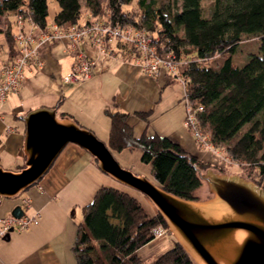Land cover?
Here are the masks:
<instances>
[{"label":"trees","instance_id":"16d2710c","mask_svg":"<svg viewBox=\"0 0 264 264\" xmlns=\"http://www.w3.org/2000/svg\"><path fill=\"white\" fill-rule=\"evenodd\" d=\"M56 2L52 22L59 26L80 23V0ZM82 2L88 15L107 13L113 23L143 27L156 37L158 51L183 59L182 98L202 107L195 118L212 155L223 153L264 187V0H209L207 4L202 0H179L174 8L169 4L154 7V0ZM25 7V14L44 26L46 0H0V24L5 22L0 30L8 48L13 45V14ZM250 40L258 42L257 52H250L241 65L233 63L230 54L240 43ZM115 46L128 45L117 40ZM127 49L133 51L130 46ZM103 112L109 118L105 143L109 150L138 147L141 161L150 163L154 182L167 191L186 198L203 197V182L194 165L226 171L228 164L219 166L210 158H200L167 136L145 130L134 136L126 121L127 112L115 107ZM134 113L145 116L141 111ZM80 211L70 245L74 264H194L175 240L154 259L142 262L137 249L154 237L153 228H163V234L166 226L155 210L147 212L136 197L124 190L100 185Z\"/></svg>","mask_w":264,"mask_h":264},{"label":"crops","instance_id":"0c3cea01","mask_svg":"<svg viewBox=\"0 0 264 264\" xmlns=\"http://www.w3.org/2000/svg\"><path fill=\"white\" fill-rule=\"evenodd\" d=\"M116 41L112 54L97 53L86 40L78 43L93 64L90 76L77 82L63 81L73 55L63 49L62 40L40 46V67L28 62L20 86L0 102L1 167L15 170L22 166L23 121L19 115L39 106L55 107L57 116L63 112L62 116L73 118L100 138L106 137V141L109 118L103 109L115 107L127 112L126 121L134 136L142 130L155 132L200 158L211 157L182 123L181 87L163 71H141L133 62L134 51L130 52L128 46H115ZM6 45L0 65L14 53ZM135 111L145 116L139 117ZM131 148L110 151H115L113 157L121 162L123 150L130 152ZM101 178L94 158L76 143L67 142L42 177L22 195L0 197V217L10 214L15 205H20L22 214L38 211L36 223L20 231L9 230L0 237V264H74L70 245L81 219L79 206L91 198L96 186L103 184ZM21 198H27L28 204L20 203Z\"/></svg>","mask_w":264,"mask_h":264},{"label":"water","instance_id":"95a60500","mask_svg":"<svg viewBox=\"0 0 264 264\" xmlns=\"http://www.w3.org/2000/svg\"><path fill=\"white\" fill-rule=\"evenodd\" d=\"M19 118L25 157L18 169L0 166V197H15L35 184L63 146L73 142L94 158L101 172L147 198L194 264H264V187L255 181L194 165L205 196L182 197L121 166L91 129L57 116L55 107H35ZM22 212L15 205L10 214L19 217Z\"/></svg>","mask_w":264,"mask_h":264},{"label":"built area","instance_id":"2783aa9c","mask_svg":"<svg viewBox=\"0 0 264 264\" xmlns=\"http://www.w3.org/2000/svg\"><path fill=\"white\" fill-rule=\"evenodd\" d=\"M26 12V7L13 14V23L16 32L11 33L15 51L0 65V102L4 100L9 91L17 90L24 74L23 68L28 62H34L40 67L38 61V47L50 41H63V49L73 55L70 69L63 76L64 82H77L88 78L91 74L93 60L78 46L81 40H86L93 45L99 54H112L113 41L118 40L130 46L134 51V62L143 72L156 74L163 71L169 79H178L182 83L183 91L185 79L182 75V62L176 60L173 54L161 52L156 48V37L143 27L132 23L119 24L111 22L106 13L85 18L84 23H69L59 26L56 23H45L41 26L31 19ZM186 104L184 126L187 127L195 140L211 148L207 137L199 131L195 114L201 110L200 105L193 106L187 97H183ZM20 203L28 204L27 198H21ZM38 211L14 217L11 214L0 217V237L9 230L20 231L36 223ZM163 228H153L152 233L158 236Z\"/></svg>","mask_w":264,"mask_h":264},{"label":"rangeland","instance_id":"374dc122","mask_svg":"<svg viewBox=\"0 0 264 264\" xmlns=\"http://www.w3.org/2000/svg\"><path fill=\"white\" fill-rule=\"evenodd\" d=\"M80 2H81V16L79 18V21H80V23H84L85 18H86V11L84 10L82 0H80ZM202 2L204 4H207V2H209V0H202ZM46 3H47V14L45 17H46V23L48 24L52 20V15H53L54 11L58 8V4H57L56 0H46ZM162 4H169L172 8H174L175 6H178L179 0H154V7H156L158 5H162ZM4 23L5 22L3 20L0 25L2 27H4ZM10 30H11V33L16 32V26L12 21L10 23ZM6 42L7 41L4 37V33L2 30H0V57L4 56V52H5L6 47H7ZM257 45H258V42L256 40H250L247 43L246 42L240 43L238 45V47L230 54V56L232 58V62L237 64V65H241L242 63H244L246 61V59L248 58L250 52H257ZM40 46L38 47V51H39ZM113 47H114V43H113ZM133 58L134 57H132V59ZM133 62H134V59H133ZM173 81L175 84H177L179 87H181V93H180V95H181L182 90H183L181 81L178 79H174ZM180 95H179V97H180ZM179 102L183 107V114H184L183 120H182V123H183L185 115H186V104H185L184 99H179ZM97 137L101 141L106 143V137H103V138L102 137L100 138L99 136H97ZM200 146L204 147V148H202L203 150H207L208 152L210 150V152H211L210 160H212L216 164H219V166H221L223 164H228L226 166V169H225L226 171H220V172L237 173V174H240L246 178L253 180L252 178L247 177L244 174L246 172L245 169H243V171H242L236 162H230L228 160V157L225 156L223 153L221 155V152H214V156H213L212 150L210 148L208 149L201 144H200ZM131 149H132V151H130V152L125 151V150H129V149H124L123 155H125V157L121 158V162H119L118 160H117V162L121 166L128 168L132 172H134L136 174L144 175L148 179L154 181V177L152 176L151 171H150V169H151L150 163L149 162H143L140 159V149L138 147H132ZM216 149L221 151L220 147H217ZM112 153L115 154V151H112ZM101 174H102L101 180L103 179L102 185L111 186V187H114V188H117L120 190H124V191L128 192L129 194L133 195L134 197H136L141 202V204L147 210V212L152 211V209L155 210L153 208V206L150 204V202L147 200V198L141 192H139L138 190L133 189V188H131L125 184H122V183L116 181L115 179L109 177L108 175H106L103 172H101ZM262 182L264 184V178H263ZM100 185H98V186H100ZM98 186H96V188ZM199 192L200 191H198V195L201 194V192L200 193ZM23 193L24 192H21V195ZM80 199H81V197H80ZM88 199L90 200V197ZM79 208H80V206H79ZM79 208H78V210H79ZM173 243H174V238H173L172 234L168 231V229L165 227L163 234H161L159 236L152 237L148 242H146L145 244L140 246L137 249V254L140 256L142 262H148V261L154 259L156 256H158L160 253H162L166 249L170 248L173 245Z\"/></svg>","mask_w":264,"mask_h":264}]
</instances>
